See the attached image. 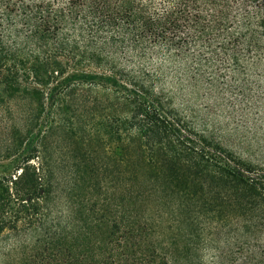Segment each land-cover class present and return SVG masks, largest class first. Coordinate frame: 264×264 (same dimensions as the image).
Here are the masks:
<instances>
[{"label": "trees", "instance_id": "trees-1", "mask_svg": "<svg viewBox=\"0 0 264 264\" xmlns=\"http://www.w3.org/2000/svg\"><path fill=\"white\" fill-rule=\"evenodd\" d=\"M0 162V264H264V0H0Z\"/></svg>", "mask_w": 264, "mask_h": 264}, {"label": "rangeland", "instance_id": "rangeland-1", "mask_svg": "<svg viewBox=\"0 0 264 264\" xmlns=\"http://www.w3.org/2000/svg\"><path fill=\"white\" fill-rule=\"evenodd\" d=\"M38 49L30 46H22L17 52H14L16 55V59H21L25 62L26 67H31L34 63V54H37ZM41 54V53H40ZM43 54H41L42 56ZM88 71V70H87ZM79 72V70H77ZM203 86H206L204 83ZM199 84H192V94L178 99L177 103L180 105H190L193 109L197 111L194 113V122L196 126L199 128H205L208 131L215 130L220 127V129H224L223 123L231 124L234 120L232 116L229 114L230 109L226 106L220 104V100L225 99L224 90L226 89L225 85L221 87L219 83H215V91L209 92L208 89L205 90L204 87ZM188 101V102H187ZM12 109H3L2 114L5 116L4 124L6 126H10L12 122H16L20 120L23 116V112L28 110V106L25 101L17 100L14 104H12ZM182 109V106L181 108ZM6 111L13 113L11 116ZM229 127V126H228ZM204 129V128H203ZM214 132V131H213ZM55 136H53L54 138ZM56 139V137L54 138ZM233 141V139H231ZM61 144V142H59ZM4 162H0V170ZM32 243V237L30 234L26 232H21L19 234L10 233L7 235H3L0 238V258H5L7 254L18 255L23 251V246H27L29 248ZM8 255V256H9Z\"/></svg>", "mask_w": 264, "mask_h": 264}]
</instances>
